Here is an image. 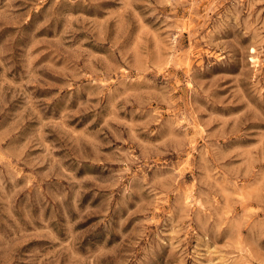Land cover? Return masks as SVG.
I'll list each match as a JSON object with an SVG mask.
<instances>
[{
	"label": "rangeland",
	"instance_id": "374dc122",
	"mask_svg": "<svg viewBox=\"0 0 264 264\" xmlns=\"http://www.w3.org/2000/svg\"><path fill=\"white\" fill-rule=\"evenodd\" d=\"M0 264H264V0H0Z\"/></svg>",
	"mask_w": 264,
	"mask_h": 264
}]
</instances>
